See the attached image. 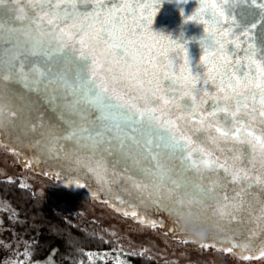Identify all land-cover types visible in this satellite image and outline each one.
I'll use <instances>...</instances> for the list:
<instances>
[{
    "label": "snow or ice",
    "instance_id": "snow-or-ice-1",
    "mask_svg": "<svg viewBox=\"0 0 264 264\" xmlns=\"http://www.w3.org/2000/svg\"><path fill=\"white\" fill-rule=\"evenodd\" d=\"M162 2L0 0V85L26 84L31 78L37 90L53 86V121L62 130L56 133L50 125V150L60 151L61 144L66 154L86 150L87 170L97 175L107 174L109 163L114 176L116 167L127 172L131 161L148 182L126 179L141 193L147 191L148 202L173 223L186 211L200 215L210 201L221 218L235 220L244 205L241 193L250 187L243 183L247 172L235 163L241 155H232V164L221 162L213 152L193 147L194 138L182 124L209 133L221 152L226 151L221 142L233 144L230 154L245 144L253 150L259 146L264 160V135H255L253 128L257 121L264 125V0H200L185 18L204 26L199 63L190 59L188 41L151 30ZM241 4L259 11H238ZM57 57L64 67L53 74ZM6 113L12 124L24 119L14 107L5 109L0 87V127ZM92 113L95 120H89ZM31 127L35 130L34 122ZM145 152L152 161L147 168L141 167ZM172 158L180 160L179 171L168 166ZM189 170L195 180L186 175ZM222 176L241 182L231 198L220 195ZM146 226L157 224L152 220Z\"/></svg>",
    "mask_w": 264,
    "mask_h": 264
},
{
    "label": "water",
    "instance_id": "water-1",
    "mask_svg": "<svg viewBox=\"0 0 264 264\" xmlns=\"http://www.w3.org/2000/svg\"><path fill=\"white\" fill-rule=\"evenodd\" d=\"M135 2L139 3V0H135ZM24 6L26 7V4ZM199 6L200 0H188L187 3L183 4L180 3V0H163L151 25V30L157 34L179 39L182 43L185 40L188 41L187 47L190 59L196 61V63H199V56L203 54L199 40L204 35V26L191 21L185 23V18L190 16ZM181 9H183V14ZM241 9L245 12L259 11L250 4L239 5L238 11ZM181 36L183 39H181ZM246 43L247 41L242 46H246ZM41 64H44L43 60H41ZM52 65L54 68L53 74H55V69L59 68L62 71L64 67L59 57L53 60ZM177 68H179V65H177ZM244 71H248L247 67L244 68ZM72 76L73 73L69 72V80L72 79ZM167 85L168 82L166 81L165 86ZM0 87L3 88L5 109L14 107L17 112H23L24 114V119L17 120L12 124L6 113L3 126L0 127V134L3 140L25 155L28 166L38 168L41 172L50 171L65 179L79 181L92 189V192L98 194L101 199L113 202L117 206L125 207L128 210H135L137 214H142L149 220H155L156 223L162 225V230H165L169 236L186 237L177 229L176 222L173 223L166 213L157 211L156 207L148 202L147 191L141 193L140 190L133 187L130 180L126 179V176H132L136 181L148 182L135 167L131 166V161H128L130 168L127 172L120 167H116L115 171L118 174L114 176L112 174L113 165L109 163L107 174L100 172L97 175L87 170L86 165L89 164V160L86 150L81 149L79 152L69 150L66 154L63 150V144L57 146L61 149L60 151L50 150L48 144L50 125L56 133H60L62 130L61 126L53 121L55 104L50 102L53 86H48V90L45 91L44 86L41 85L37 90L30 78L26 84L17 81L11 85H0ZM209 87H211V84ZM249 104L251 105V100H249ZM83 106V101H81V107ZM117 111L112 109V113ZM175 115L176 113H173V116ZM89 120H95V113L89 115ZM33 122L35 123V130L31 127ZM182 127L188 135L194 138L193 147H203L213 152L216 156H219L221 162L228 159L229 164H232L231 156L241 155V160L235 163L247 172L248 179L243 183L250 185L246 191L241 193L244 205L242 210L235 213V220L228 217L221 218L216 211L215 202L210 201L203 206L200 213L202 220L207 222L208 217L214 214L219 219V223L211 230L206 239L198 241L230 246L245 253H254L260 250L264 247V211H262L264 210V184L256 182V178L264 180V160L261 159L259 146L253 150L251 145L245 144L239 146V151L230 154L227 150L233 149V144L221 142L219 147L226 149V151L221 152L208 139L209 133L192 132V124L186 126L182 124ZM262 127L264 125H261L259 121L253 124L255 135H264L261 132ZM211 135H215V133L213 132ZM156 143L160 142L157 140ZM152 147L155 149V144ZM156 150L160 152L161 156L164 155L163 148ZM151 163L150 154L143 153L141 167L147 168ZM167 163L169 167L177 171L180 170V160L178 158H172ZM186 175L193 180L196 179L191 170ZM219 184L221 185V196L227 195L231 198L240 191L241 182L233 183L230 178L225 179L222 176L219 179Z\"/></svg>",
    "mask_w": 264,
    "mask_h": 264
},
{
    "label": "trees",
    "instance_id": "trees-1",
    "mask_svg": "<svg viewBox=\"0 0 264 264\" xmlns=\"http://www.w3.org/2000/svg\"><path fill=\"white\" fill-rule=\"evenodd\" d=\"M120 209L128 210L125 207ZM105 225L87 217L80 208L50 202L47 195L19 178L0 177V261L3 264H19L24 260L44 264H99L101 260L93 261L92 255L103 252L119 254L115 251L118 242L111 237L113 230ZM262 251L264 247L258 252ZM135 252L124 254L125 262L173 264L141 249ZM241 252L238 253L246 255Z\"/></svg>",
    "mask_w": 264,
    "mask_h": 264
},
{
    "label": "rangeland",
    "instance_id": "rangeland-1",
    "mask_svg": "<svg viewBox=\"0 0 264 264\" xmlns=\"http://www.w3.org/2000/svg\"><path fill=\"white\" fill-rule=\"evenodd\" d=\"M0 177L19 178L24 184L47 195L50 202L68 201L67 204L72 207L84 209L87 217L99 220L103 225L106 224L110 230H113L111 237L118 242L115 251L120 255L108 252L92 255L93 261H95L94 259L101 260L99 264H129L125 262L123 255L135 254V251L140 249L144 253L153 254L159 260L165 259L173 264H264V255H261L259 250L242 256L237 249L228 251L230 246L220 245L223 246L220 247L185 237H171L165 230H162L161 224L157 223L155 228L146 226L147 222L152 220L142 214H138L136 218L125 217L123 215L125 210H121L119 206L108 200L101 199L98 194L92 192V189L83 183L65 179L50 171L42 173L38 168L28 166L25 155L3 140L1 134ZM78 185H83V187ZM105 204H112V207L108 206L107 208ZM140 218H143L145 223L142 224ZM105 231L101 230V232ZM205 244L208 247H204ZM19 264L44 263L24 260Z\"/></svg>",
    "mask_w": 264,
    "mask_h": 264
},
{
    "label": "clouds",
    "instance_id": "clouds-1",
    "mask_svg": "<svg viewBox=\"0 0 264 264\" xmlns=\"http://www.w3.org/2000/svg\"><path fill=\"white\" fill-rule=\"evenodd\" d=\"M201 216L195 211L185 212L176 219L177 229L188 239L193 241L204 240L211 230L219 223V219L213 214L208 217L207 222H202Z\"/></svg>",
    "mask_w": 264,
    "mask_h": 264
},
{
    "label": "flooded vegetation",
    "instance_id": "flooded-vegetation-1",
    "mask_svg": "<svg viewBox=\"0 0 264 264\" xmlns=\"http://www.w3.org/2000/svg\"><path fill=\"white\" fill-rule=\"evenodd\" d=\"M67 202L68 201H60V203H63V204H67ZM69 205V204H68ZM105 207H107L108 208V205L107 204H105ZM82 210H84V209H82ZM85 211V210H84ZM186 238V237H185ZM246 255H248L247 253H245ZM242 255V254H241ZM243 256V255H242Z\"/></svg>",
    "mask_w": 264,
    "mask_h": 264
},
{
    "label": "bare ground",
    "instance_id": "bare-ground-1",
    "mask_svg": "<svg viewBox=\"0 0 264 264\" xmlns=\"http://www.w3.org/2000/svg\"><path fill=\"white\" fill-rule=\"evenodd\" d=\"M43 173V172H42ZM52 173H54V172H52ZM57 174V173H56ZM71 206V205H70ZM72 207V206H71ZM73 208H78V207H73Z\"/></svg>",
    "mask_w": 264,
    "mask_h": 264
}]
</instances>
